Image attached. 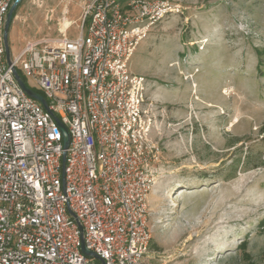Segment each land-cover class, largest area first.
Masks as SVG:
<instances>
[{
  "label": "built area",
  "instance_id": "obj_1",
  "mask_svg": "<svg viewBox=\"0 0 264 264\" xmlns=\"http://www.w3.org/2000/svg\"><path fill=\"white\" fill-rule=\"evenodd\" d=\"M13 1L0 0V264H169L150 247L160 120L129 63L172 5L85 0L74 35L28 40L8 63Z\"/></svg>",
  "mask_w": 264,
  "mask_h": 264
},
{
  "label": "rangeland",
  "instance_id": "obj_2",
  "mask_svg": "<svg viewBox=\"0 0 264 264\" xmlns=\"http://www.w3.org/2000/svg\"><path fill=\"white\" fill-rule=\"evenodd\" d=\"M84 1L21 0L11 55L74 35ZM150 1L173 7L129 63L160 120L152 248L169 264H264V0Z\"/></svg>",
  "mask_w": 264,
  "mask_h": 264
},
{
  "label": "water",
  "instance_id": "obj_3",
  "mask_svg": "<svg viewBox=\"0 0 264 264\" xmlns=\"http://www.w3.org/2000/svg\"><path fill=\"white\" fill-rule=\"evenodd\" d=\"M20 1L21 0H14L13 1L12 5L10 6V8L6 14V18H5L4 43H5V56H6L8 63H10V60H9L10 50H9V45H8V30H9L10 24L12 22V19L14 17L13 13L15 12V9H16V7ZM13 73H14L15 79L17 80L18 84L23 89V91H25L29 96L38 100L44 106V108H47L46 100L44 99L42 94H40L39 92H37V91L33 90L31 87H29L15 69L13 70ZM56 121H57L59 128L61 129V131L63 133V146H64V148H66L68 145V142H69V135H68L67 129L59 120H56ZM63 160H64V158H63ZM81 249H82L84 254L89 255V256H93L97 259H100L96 254H94L91 251H88L83 244L81 246Z\"/></svg>",
  "mask_w": 264,
  "mask_h": 264
},
{
  "label": "trees",
  "instance_id": "obj_4",
  "mask_svg": "<svg viewBox=\"0 0 264 264\" xmlns=\"http://www.w3.org/2000/svg\"><path fill=\"white\" fill-rule=\"evenodd\" d=\"M13 15H15V12L13 13ZM35 91L40 92V91H38V90H36V89H35ZM150 247H151V249H154V248H152V244L150 245ZM154 250H156V249H154ZM156 251H157V250H156Z\"/></svg>",
  "mask_w": 264,
  "mask_h": 264
},
{
  "label": "bare ground",
  "instance_id": "obj_5",
  "mask_svg": "<svg viewBox=\"0 0 264 264\" xmlns=\"http://www.w3.org/2000/svg\"><path fill=\"white\" fill-rule=\"evenodd\" d=\"M155 183H156V182H155ZM154 185H155V184H154ZM153 187H154V186H153ZM152 190H153V189H152ZM152 190H151V191H152ZM224 248H225V246L220 247V249H224Z\"/></svg>",
  "mask_w": 264,
  "mask_h": 264
}]
</instances>
